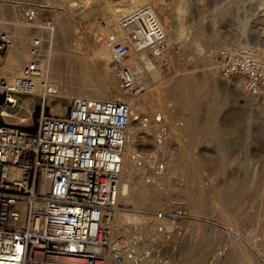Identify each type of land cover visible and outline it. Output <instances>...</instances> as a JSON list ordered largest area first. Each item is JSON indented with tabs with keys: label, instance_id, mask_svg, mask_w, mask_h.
<instances>
[{
	"label": "rangeland",
	"instance_id": "374dc122",
	"mask_svg": "<svg viewBox=\"0 0 264 264\" xmlns=\"http://www.w3.org/2000/svg\"><path fill=\"white\" fill-rule=\"evenodd\" d=\"M139 1L142 6L157 4L160 14L164 15L163 17L168 21L170 35L167 36L166 50L161 54L158 53L161 59L155 58L152 50H147L146 56L151 60L148 62L149 67L148 63L143 64L142 70L145 69L149 73L151 69L160 68L161 76L157 80L151 78L147 82L155 88L158 84L159 88L154 94L155 98L170 100L168 119L177 122L180 131L175 132L179 137L171 133L169 122L158 130L152 127L151 121L161 113L159 107L154 106L141 112L137 115L139 118L134 116L136 119L134 124L129 126L128 133L133 136L135 171L132 173L126 170L123 174L122 170L121 181L131 180V189H136L137 186L153 184L148 177L153 171L163 175L169 173L167 176L170 177V193L161 195L163 207L156 208L150 213L154 228H157V235L152 243L145 240V231H135L131 225L125 228L130 229V232H135L131 241L120 233L118 227V231H113L110 235L108 254L115 248L122 252L132 249V252L135 250L139 254L147 250L148 253L154 252L155 258L139 257L130 258V260H137L143 264H213L208 253L212 242L211 226L216 225L223 230L224 225L221 219L210 215L207 205L203 206V209L196 208L192 199L194 202L197 196L206 199V189L200 186L204 185L200 180L202 178L204 181L208 180L215 165L220 167L221 181H224L229 166L236 171L234 177L239 190L246 181L255 180L257 189L253 192V200L248 202L245 196L242 199L246 202V206L249 205L252 208L247 211L245 209L243 212L252 215L254 220L256 216L258 219L261 213V220L259 223L255 222L257 224L255 228L258 231V239L264 241V197L261 198L264 192L262 191L264 187V147L257 145L261 158H249V160L246 157V153L255 142L250 132L261 133V137L263 135L264 110L260 108V104L264 97L249 94L246 91V80L241 81V92L239 93L228 87V81L240 83L241 76L226 73L227 62L222 57L223 53L230 51L232 54L249 50L258 56V49L264 53V0ZM131 2L132 0H0V18L3 20L0 22V33L8 34L13 41L12 46L7 50L0 51V72L5 66V58L14 47L15 41L11 33L26 21L24 12L28 8H34L37 17L32 22L27 21L28 23L37 21L45 26L48 20H52L54 28L64 26V33L62 36H57L56 43L61 53H64L62 55L68 57L69 64L66 65L65 70L68 71L71 68V58H85L94 66L96 78L106 72L113 73L120 87L117 71L111 63L105 64L97 58L92 60L91 56L96 42L102 40L106 44L108 34L118 31L121 17L115 29L109 31L105 29V20L109 12L113 9H124L123 6ZM125 9L122 11L124 15L129 13V10ZM25 35L29 53L36 50L37 57L31 54L32 58L23 65L21 72L13 75V79L22 75L26 65L32 61L41 62L49 48L45 38L41 41L38 30H26ZM224 38L240 39L242 46L239 47L240 49L231 48L229 43L224 42ZM193 39L201 44L200 47H196ZM35 41H41L39 45L41 47H34ZM130 54L131 59L135 50L130 49ZM187 79L195 82L191 90L190 108H184L173 101L178 93L176 83ZM68 80L72 83L69 85L70 93L65 97L56 95L50 97L47 101V113L58 115L53 111V108L58 105L65 109L64 113L67 112L70 101L76 97L75 92L78 89V85L73 83L79 81L73 77ZM119 90L121 91L119 97L123 98L125 92L121 87ZM13 97L18 100L16 106L8 103L6 97L0 93V116L5 118V122L1 123L22 125V119L29 117L30 120L26 125L35 126L41 113L42 97L22 94H14ZM19 97H30L33 103L23 108ZM34 104L37 105L36 108L32 107ZM233 120L235 122L232 124ZM187 123H191L188 129L186 128ZM215 136L219 137V144L213 140ZM126 151L127 148L124 153ZM143 174L145 176L143 180H140ZM175 210H182L184 217L173 224L172 232H167L164 226L167 220L165 217H158V214L160 212L167 214ZM119 211L130 215L147 214L141 212L138 204L129 200L128 195L123 200H119V209L115 215ZM251 229L250 226L243 227L244 236ZM219 236L224 249L227 248L225 244L228 243V237L222 234ZM111 240L115 241L113 245ZM229 246L236 249L233 248L232 242ZM132 252L130 255L133 254ZM243 259L234 258L236 264H245ZM263 259L256 258V264L260 261L264 264ZM219 263L224 264V258H221Z\"/></svg>",
	"mask_w": 264,
	"mask_h": 264
},
{
	"label": "built area",
	"instance_id": "2783aa9c",
	"mask_svg": "<svg viewBox=\"0 0 264 264\" xmlns=\"http://www.w3.org/2000/svg\"><path fill=\"white\" fill-rule=\"evenodd\" d=\"M24 15L32 22L36 10L28 8ZM53 24L48 20L45 27L53 30ZM121 28L123 38L112 33L105 42L120 87L131 96L137 86L127 63L130 46L161 54L167 34L150 5L125 14ZM12 44L11 36L0 33V51ZM222 57L226 73L244 77L246 91L264 97V65L253 52ZM41 75L31 64L21 77L0 82V93L7 102L14 94L37 95ZM48 85L42 82L45 96L38 94L43 102L35 126L26 125L30 119L22 125L0 123V264H107L111 230L106 222L119 209L133 110L121 100L74 97L64 115H53L46 112L47 95L54 94ZM158 216L172 224L184 217L182 210Z\"/></svg>",
	"mask_w": 264,
	"mask_h": 264
},
{
	"label": "bare ground",
	"instance_id": "6f19581e",
	"mask_svg": "<svg viewBox=\"0 0 264 264\" xmlns=\"http://www.w3.org/2000/svg\"><path fill=\"white\" fill-rule=\"evenodd\" d=\"M148 5H150L154 9L155 13L157 14L158 18L160 19L166 31L167 36H169L170 30L168 26V21L166 18L163 17L164 15L160 14L159 6L157 4H148ZM120 7L122 8V6ZM141 7L143 6L139 0H132V2L129 5L123 6L124 9L111 10L105 20L106 22L105 29L107 31L115 29V25H117V21L119 20L120 17L122 18V16L124 15L122 11L126 10L125 8H127L129 12H131ZM263 12H264V8H263ZM121 18L119 20L118 31L116 30V32L113 33H118L120 37L123 38L124 35L126 34V31L121 28ZM1 19L2 18H0V22L3 21ZM28 22L26 20L24 23H21L22 25L18 26L17 30L11 33L15 43L13 50L10 53L7 66L0 75V82H9V83L12 82L14 79L17 78L16 77L13 79L12 78L13 75L21 72L23 65L29 62V60L32 58V55L37 57L36 50L31 51L32 55L29 53L30 50H29V45L27 44V38L25 32L26 30L29 29H34L36 31L38 30V34L41 41L42 39L45 38L46 39L45 41L49 45L47 54L41 62L34 60L28 65H26L27 68L31 64H36L41 69L42 75L36 80V85H37L36 89L38 94L41 95L42 93V95L45 96V94H43L44 89L42 88V82L45 81L49 84L48 88H51L54 92L53 95H47L48 98L53 97L55 95L65 97L67 96V94L70 93L69 85L72 84L68 80V78L73 77L79 80L77 83H73L74 85H78L77 92H75L76 97L88 98L93 100L125 101L131 106L133 110V114L134 116H136V118H139L137 115L143 111H146L147 109H150L154 106L159 107L161 113L159 116L156 115L154 120L151 121L152 127L158 130L163 128L166 125V123L169 122L171 133L176 134L175 133L176 131H180V126L178 127L177 122H173L170 119H168V113H169L168 103L170 100L167 98H161V99H159V97L155 98L154 94L156 93V91H158L159 88L158 84L157 87L155 88L153 85H150L147 82L151 78L153 80H157L161 76L160 68H158L157 70L151 69L149 73L145 69L142 70L143 64L145 63L147 64L151 60L148 56H146L147 50H152V52L154 53V57L161 59V56H159L155 50L153 49L139 50L130 46V49L135 50V54L130 59L131 54L129 53V59L127 63L130 66L131 71L135 75L137 91L131 96H128L127 93L125 92L124 93L125 96L122 98L119 97L121 91L119 90L120 87L116 81L117 80L116 75L110 72H106L102 74L99 78H96L94 66L91 63H89V61H87L85 58H77V57L76 58L73 57L71 59L69 58L71 60V66H70L71 68H69L70 73L68 74L69 69L67 68L68 71L64 69L66 65L69 64V61L67 62L68 57L66 58V55L65 56L62 55L64 53H61L56 43L57 36L58 35L62 36L64 33L63 32L64 26L61 27L60 25L59 28L55 26L53 30H48L43 24H40L37 21L34 23H28ZM43 34H45V36ZM109 35L110 34H108V36ZM170 38L169 40H171ZM193 42L197 48L200 47L201 44L197 40L193 39ZM224 42H226V44L229 43L231 45L230 46L231 48L240 49L239 47L242 46V44L240 43L241 42L240 39L237 38L234 39L224 38ZM33 45L34 47L36 46L41 47L39 45H36L35 43H33ZM257 54L259 60L262 63H264L263 51L257 49ZM144 56L146 57L143 58ZM91 57L92 60L97 58L101 62H104L105 64L111 63V52L102 40L95 43L94 52ZM148 67H149V63H148ZM23 74L24 72L22 73V75ZM22 75L18 77H21ZM243 80H245L244 77H240V83L239 82L232 83V81H228L229 83L228 87L232 88L234 91L239 93L241 92L240 87H241V81ZM138 84L140 87L139 89H138ZM193 86H195V82L192 80L187 79V80L178 81L175 85L178 93L176 99H174L173 101H175L176 104L183 106L184 108L189 107L190 96L192 95L191 90ZM9 102L12 104L14 102H17V100L12 96ZM260 105H261L260 108L264 110V98L261 100ZM53 111L55 113L63 114L65 112V109L62 106L58 105L53 108ZM136 118H133L131 120L130 126L134 124ZM24 119L28 120L29 117L23 118L22 122ZM234 122L235 120L232 121V124ZM190 124L191 123L186 124L187 129L188 127H190ZM250 134L253 136V139H255V142L252 144L253 146L251 147V149L248 150V152L246 153V157L247 159L258 158V157L261 158L262 156L260 154V149L258 148L257 145L264 147V130L262 131L263 134L262 137H261V133L259 134L258 132H250ZM176 136L179 137L178 134H176ZM132 140H133V136L128 133V141H127L128 143L126 146L127 151L123 154V158H122L123 174L126 172V170L132 173L133 171H135V166L133 163L134 150L132 149ZM213 140L215 141L216 144H219L220 142L218 136H215ZM229 167L226 170L227 175L224 181H221L219 178L220 167H218L217 165L213 167L212 175L208 180L204 181L203 178L201 180L199 178L201 184H204L200 186H203V188L205 187L206 189V196H205L206 199H204L202 196H197V200L194 202L192 199V202L195 203L196 208L200 207L201 209H203L202 207L207 205L210 210V215L213 218L221 219L223 222L224 225L223 230H220L216 225L211 226L212 242L210 243L208 253H209V258H212L213 264H220L219 262L221 258H224V264H236L234 258H244L243 261L245 264H256V258H264V241L258 239L259 237V235L257 234L258 231L255 228L257 225L255 224V222L259 223L261 220L260 219L261 213L259 214L258 219L256 216V219L254 220V217L252 215H248V213L243 212V210L245 209L246 211L247 209H251L252 206L249 205L246 206V202H243L242 199L245 196L248 202L252 201L254 198L253 192L257 189V185L255 180L250 179L249 181H246L244 185L242 184L241 189L239 190L237 188L238 185L237 181L234 177L236 171ZM256 170L257 168L254 171V176L256 175ZM153 172H151V174L148 176L151 179L150 182H153L151 186L147 184V185H143L142 187L137 186L136 189H131L130 187L131 180L121 181L119 200H123L126 197V195H128V199L138 204V207L141 208L142 210L141 212H145L147 214L130 215L128 213H125L124 211H119L117 215H114L115 216L114 219L111 218L106 222V226L111 230V233L113 231H118V227H119L120 233H123L125 238L132 241L135 232H130L129 231L130 229L127 230L125 229L131 225L133 226L135 231L136 230L145 231V236H146L145 240L147 242L152 243L155 240V236L157 235L156 233L157 228H154L153 219L150 213H152V211H154L156 208L163 207V203L160 197L165 193L166 194L170 193V188H169L170 177L167 176L169 175V173L167 175L165 174L163 175L161 173L156 174L155 172L154 173ZM226 173H224V175ZM144 176L145 174L141 175L139 179L143 180ZM200 182L198 184H200ZM262 191H264V187L262 188ZM263 193L261 195V198L264 197ZM166 220H167L165 221L166 223H164L165 229L167 230V232H172L174 229V225L169 221L168 218H166ZM246 226H250L252 227V229L247 233L246 236H244V232H242V229L243 227ZM123 229L125 231H123ZM221 234L225 235L226 238L228 237L227 240L228 243L225 244V246L227 245V248L225 249L219 236ZM160 236L161 238H164L162 235ZM231 242L233 243V248H236L235 250L229 246V243ZM111 243L113 245L115 241L111 240ZM136 245L138 244L136 243ZM135 247L137 248V246ZM131 252L132 249H128L125 252H122L120 250L118 251V249L116 248L112 251L110 250L109 254L107 253L105 258L106 263L107 264H143L142 261H141L142 263L138 262L137 260L131 261L130 260ZM134 252L135 255H133V258H139V257L155 258L154 252L152 251L150 252L151 254L148 253L147 250H143L141 254H139V252H136L135 250ZM260 263L263 264L261 261ZM260 263L257 262V264Z\"/></svg>",
	"mask_w": 264,
	"mask_h": 264
},
{
	"label": "crops",
	"instance_id": "0c3cea01",
	"mask_svg": "<svg viewBox=\"0 0 264 264\" xmlns=\"http://www.w3.org/2000/svg\"><path fill=\"white\" fill-rule=\"evenodd\" d=\"M9 57H10V54L5 58V66H7V63H8V60H9ZM5 66H4V68L2 69V71L0 72V75L2 74V72L4 71V69H5ZM19 99L21 100V102H22V107L23 108H26V105L27 106H30L33 102H32V99L30 98V97H26V98H21V97H19ZM17 100V99H16ZM17 102H18V100H17ZM9 103V102H8ZM36 104H34L32 107H34V108H36ZM54 114H58V115H63L62 113H54ZM4 119L5 118H3V117H1L0 116V122H5L4 121Z\"/></svg>",
	"mask_w": 264,
	"mask_h": 264
},
{
	"label": "trees",
	"instance_id": "16d2710c",
	"mask_svg": "<svg viewBox=\"0 0 264 264\" xmlns=\"http://www.w3.org/2000/svg\"><path fill=\"white\" fill-rule=\"evenodd\" d=\"M1 123V122H0Z\"/></svg>",
	"mask_w": 264,
	"mask_h": 264
}]
</instances>
